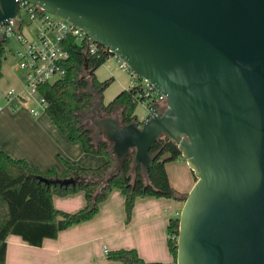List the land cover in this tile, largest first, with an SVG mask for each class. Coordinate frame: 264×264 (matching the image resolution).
Masks as SVG:
<instances>
[{"label": "water", "instance_id": "obj_1", "mask_svg": "<svg viewBox=\"0 0 264 264\" xmlns=\"http://www.w3.org/2000/svg\"><path fill=\"white\" fill-rule=\"evenodd\" d=\"M31 1L166 95L143 122L108 115L93 123L115 154L109 178L132 153L146 176L163 136L194 171L178 216L177 264H264V0ZM18 13L17 0H0V24Z\"/></svg>", "mask_w": 264, "mask_h": 264}, {"label": "trees", "instance_id": "obj_2", "mask_svg": "<svg viewBox=\"0 0 264 264\" xmlns=\"http://www.w3.org/2000/svg\"><path fill=\"white\" fill-rule=\"evenodd\" d=\"M23 22L18 20L15 29H22ZM10 38L1 35L0 40V77L3 75V62ZM69 58L64 63L66 74L54 82L39 86L40 94L47 100L46 113L58 128L73 142H80L88 153L104 155L106 161L101 165L89 167L65 160V170H41L31 166L24 159L12 157L0 149V264H6L7 237L19 235L33 246H42L46 238H57L59 233L73 225L92 219L114 189L121 190L125 197L127 221H130L139 197H166L183 199L169 181L166 164L182 157L178 145L169 137L163 136L151 148L154 159L149 165L148 174L141 167H132L133 153L125 160L120 171L111 178L110 172L115 165V154L111 143L85 123V116L92 113L99 102L98 117L119 116L123 124L139 121L136 108L145 97L139 85L120 91L110 102H103L106 88L113 77L99 80L97 69L112 57L111 52L100 47L95 53L84 51V45L72 42L68 46ZM140 122V121H139ZM100 137H97V135ZM183 158V157H182ZM194 172V171H193ZM77 179L75 184L51 183L42 180ZM83 192L86 204L76 212H67L55 207L54 195L65 196ZM179 217L170 219L169 247L177 264V240ZM174 236V238H173ZM109 260L123 264H165L147 262L138 251L116 249L107 251Z\"/></svg>", "mask_w": 264, "mask_h": 264}, {"label": "crops", "instance_id": "obj_3", "mask_svg": "<svg viewBox=\"0 0 264 264\" xmlns=\"http://www.w3.org/2000/svg\"><path fill=\"white\" fill-rule=\"evenodd\" d=\"M14 56L17 59L16 52ZM15 68H19L18 60ZM110 75L115 81L114 71ZM22 77L25 79V73ZM126 80H119L118 92L134 85L133 77L130 83ZM11 83L15 87L5 91V97L10 90L17 91L21 97L0 104L4 106L0 112L1 150L14 158L26 160L35 168L44 171L56 169L60 173L65 170V160L89 167L106 161V156L88 153L80 142L71 141L46 111L35 114L38 106L17 75L11 78ZM136 115L140 122L147 118V112L140 115L137 109ZM166 171L171 186L183 199L139 197L131 219L127 221L125 197L121 190L114 189L92 219L61 231L57 238H46L42 246L30 245L21 236L10 234L7 237L6 264H123L109 260L106 253L123 248L136 249L147 262L173 264L174 256L168 243L169 222L180 215L184 199L197 178L182 157L168 162ZM53 202L58 209L76 212L85 206L86 198L83 192H77L54 195Z\"/></svg>", "mask_w": 264, "mask_h": 264}, {"label": "built area", "instance_id": "obj_4", "mask_svg": "<svg viewBox=\"0 0 264 264\" xmlns=\"http://www.w3.org/2000/svg\"><path fill=\"white\" fill-rule=\"evenodd\" d=\"M17 1L19 3L18 17L8 25L0 24V35H5L8 38L16 36L21 43V48L16 51L18 67L25 71V89L36 102L38 108L34 110V113L38 114L41 110L45 111L47 107V100L40 94L39 86L46 82H54L66 74L64 63L70 55L68 46L71 41L84 45V51L91 54L99 50L100 47H106L97 43L76 24L43 10L31 0ZM22 10L37 25L36 40L34 41L28 40L20 29H15L18 20L24 22L20 18ZM112 56L118 58L114 54ZM121 67L131 72L136 82L135 85L141 86L145 97L143 103L146 104L147 118L166 106V95L156 89L148 80L133 73L124 61H122ZM20 97V94L15 90H10L6 95L8 103L12 99ZM3 108L4 106L0 105V112Z\"/></svg>", "mask_w": 264, "mask_h": 264}, {"label": "rangeland", "instance_id": "obj_5", "mask_svg": "<svg viewBox=\"0 0 264 264\" xmlns=\"http://www.w3.org/2000/svg\"><path fill=\"white\" fill-rule=\"evenodd\" d=\"M20 18L24 20L22 27L24 35L30 41L36 40L37 25L35 21H32L28 16V14L23 10L20 13ZM19 48H21V43L19 42L18 38L16 36L11 37L9 45L6 49V58L4 59L2 66L3 75L2 77H0V104L2 105L7 102L4 92L15 87L11 83V78L17 75L21 79L23 86L24 87L26 86L25 79L24 77H22L25 71L19 68L18 69L15 68L16 60H18V58L16 59V57L14 56V52H16ZM108 59L109 60H106L105 63H103L96 71L97 77L100 80H105L108 79V77L112 76L110 75L111 71H114L115 73L116 80L114 81L113 79L114 82L112 81L111 84L104 91L103 101L105 103L111 101L119 93L118 92L120 89L119 80L127 79L126 81L130 83V80L132 79L131 72H126L125 69L121 67L122 61L119 58L117 59L116 57L112 56ZM117 78H119L118 81ZM132 81L135 85L136 82L134 80ZM98 109H99V102H97V104L95 105L94 112L85 116V123L94 130H95V126L93 124V118L98 117L97 114ZM136 109L137 112L140 113V115H143L145 114V112H147L146 104L143 102L139 103ZM101 135L104 137V133H101ZM97 137H100V135L98 134Z\"/></svg>", "mask_w": 264, "mask_h": 264}, {"label": "flooded vegetation", "instance_id": "obj_6", "mask_svg": "<svg viewBox=\"0 0 264 264\" xmlns=\"http://www.w3.org/2000/svg\"><path fill=\"white\" fill-rule=\"evenodd\" d=\"M93 112H94V110H93ZM93 124H94V123H93ZM94 126H95V125H94ZM95 129H96L98 132H99V130H100V129H98L96 126H95Z\"/></svg>", "mask_w": 264, "mask_h": 264}]
</instances>
